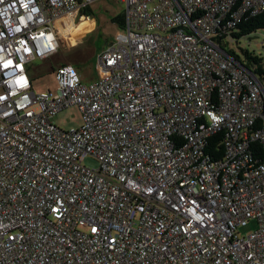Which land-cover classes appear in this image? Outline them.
I'll return each instance as SVG.
<instances>
[{"label":"built area","instance_id":"obj_1","mask_svg":"<svg viewBox=\"0 0 264 264\" xmlns=\"http://www.w3.org/2000/svg\"><path fill=\"white\" fill-rule=\"evenodd\" d=\"M93 1L0 0V264H264V78L214 38L264 0H120L102 76L35 92L27 63Z\"/></svg>","mask_w":264,"mask_h":264},{"label":"rangeland","instance_id":"obj_2","mask_svg":"<svg viewBox=\"0 0 264 264\" xmlns=\"http://www.w3.org/2000/svg\"><path fill=\"white\" fill-rule=\"evenodd\" d=\"M91 11L88 18H80L73 23L72 28L67 24L61 29L59 47L56 53L45 58H34L27 63L32 87L35 92L56 91L55 69L61 63L73 65L81 80L90 83L102 76L98 66V56L104 50L106 43L125 38V31L112 22V17L124 13V4L120 0H94L89 5ZM81 13V12H80ZM264 31L258 30L249 37H240L232 41L230 47L241 53V49L253 50L264 56ZM53 122L61 129L78 128L82 124V115L76 105L62 109L53 118ZM86 166L96 167L95 158L87 155L82 160ZM256 227L251 220L246 226L238 228L239 235H245Z\"/></svg>","mask_w":264,"mask_h":264},{"label":"trees","instance_id":"obj_3","mask_svg":"<svg viewBox=\"0 0 264 264\" xmlns=\"http://www.w3.org/2000/svg\"><path fill=\"white\" fill-rule=\"evenodd\" d=\"M91 9L89 6L85 7L81 14L89 16ZM112 22H115L119 28L123 29L124 25V16L123 13L112 17ZM258 30L264 31V11L243 19L241 22L237 23L231 30L228 32V36H219L216 35L214 38L219 43V45L228 51L231 55L237 58L243 65H245L250 71H252L259 79L264 78V56L262 54L256 53L253 50L241 49V53L237 54L230 43L232 41L237 42L240 37H249L251 34L257 32ZM107 44V43H106ZM264 49V43L262 44ZM64 64V63H61ZM219 138L218 135H214L210 138L206 152L212 158H219L222 156V145L218 144ZM264 154L261 153V157Z\"/></svg>","mask_w":264,"mask_h":264},{"label":"crops","instance_id":"obj_4","mask_svg":"<svg viewBox=\"0 0 264 264\" xmlns=\"http://www.w3.org/2000/svg\"><path fill=\"white\" fill-rule=\"evenodd\" d=\"M83 18V17H82ZM81 18V19H82ZM70 25H69V27H67V28H72L73 27V21H72V19H70V23H69ZM27 71H28V75H29V67L27 66ZM30 76V75H29Z\"/></svg>","mask_w":264,"mask_h":264},{"label":"water","instance_id":"obj_5","mask_svg":"<svg viewBox=\"0 0 264 264\" xmlns=\"http://www.w3.org/2000/svg\"><path fill=\"white\" fill-rule=\"evenodd\" d=\"M248 69V68H247ZM249 70V69H248Z\"/></svg>","mask_w":264,"mask_h":264}]
</instances>
